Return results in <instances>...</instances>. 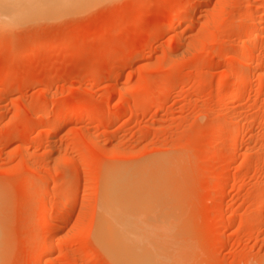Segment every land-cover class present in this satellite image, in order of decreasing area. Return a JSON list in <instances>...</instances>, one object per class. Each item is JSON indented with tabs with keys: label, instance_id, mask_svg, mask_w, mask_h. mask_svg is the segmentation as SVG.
<instances>
[{
	"label": "rangeland",
	"instance_id": "1",
	"mask_svg": "<svg viewBox=\"0 0 264 264\" xmlns=\"http://www.w3.org/2000/svg\"><path fill=\"white\" fill-rule=\"evenodd\" d=\"M121 172L156 200L171 264H264V0H100L0 28V264H115L96 233Z\"/></svg>",
	"mask_w": 264,
	"mask_h": 264
},
{
	"label": "bare ground",
	"instance_id": "2",
	"mask_svg": "<svg viewBox=\"0 0 264 264\" xmlns=\"http://www.w3.org/2000/svg\"><path fill=\"white\" fill-rule=\"evenodd\" d=\"M98 1L100 0H0V28H7L34 20L38 21V19H45L48 17H59L63 14L65 15L70 12H77L81 9L90 7L91 5H95V3ZM262 28L263 27L261 26L258 30L261 32L263 31ZM173 30L174 28L172 31ZM255 44L256 42H252L249 47L253 50ZM238 58L239 57L237 56L235 60H238ZM243 83L244 80L241 77L235 76V78L232 79L231 84L242 85ZM76 113L77 115L80 114L78 111H76L75 114ZM236 141L237 138L234 137L233 144L236 145ZM26 153H28V150H26ZM122 172V179L119 175L117 176H119L120 179L116 175L114 176V173H112L115 178L110 176L112 179H109L107 183H104L106 186H104L105 188L103 187L105 191H103L104 196L101 200V213L99 212V219L101 220L100 224L98 225L99 227H97L98 233L96 234L98 237H96L97 235L95 236L98 240H95L99 241L103 245V247L101 245L100 246L103 248L105 253L111 257L109 258L111 260H116L119 264H169V262L171 264L172 261H169L170 256L167 254V251L169 252L168 247L165 250L163 249L165 246H167V241L165 242L164 240V245L162 242L163 240H159L158 236L154 234V229L151 228L153 226H151L148 221L146 222L145 218L146 215L150 213V210L153 207L152 205L155 204L156 200L146 194H140L141 192L144 193V191L138 189L137 187L140 184L134 185L132 183V185L128 182V179H130L129 181L133 179V182L135 178H128L129 176L132 177L131 174H129L131 171L128 173L126 172V175L128 176H125L127 178L123 176ZM124 178L126 181H123ZM221 178L222 177H220V179ZM151 180L153 181V179ZM156 181L160 182L159 179ZM134 182H136V180ZM140 187L141 186H139V188ZM137 189L141 190V192H138ZM136 190L139 194L135 192ZM43 195L45 200L46 195L49 194L45 192ZM153 200L154 202H152ZM48 208L49 207H47L46 202L42 203L40 209V226L43 228V230H47L52 223V213L51 215L48 213ZM55 236L56 232L52 231L50 236L47 238L48 243L46 248L44 247L42 249L43 251L41 252V258H44L46 254L49 255V253H52L56 249ZM42 261L40 260L39 263H37L42 264ZM117 262L114 263L117 264Z\"/></svg>",
	"mask_w": 264,
	"mask_h": 264
}]
</instances>
